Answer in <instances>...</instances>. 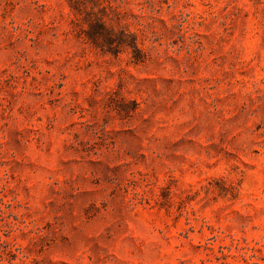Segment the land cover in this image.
Segmentation results:
<instances>
[{"label": "rangeland", "instance_id": "rangeland-1", "mask_svg": "<svg viewBox=\"0 0 264 264\" xmlns=\"http://www.w3.org/2000/svg\"><path fill=\"white\" fill-rule=\"evenodd\" d=\"M0 264H264V0H0Z\"/></svg>", "mask_w": 264, "mask_h": 264}]
</instances>
